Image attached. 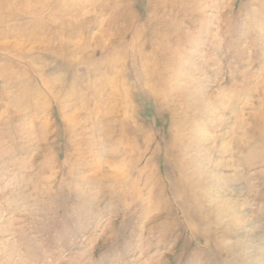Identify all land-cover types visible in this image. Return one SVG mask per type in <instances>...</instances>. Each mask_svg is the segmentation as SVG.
Returning <instances> with one entry per match:
<instances>
[{
  "label": "rangeland",
  "instance_id": "374dc122",
  "mask_svg": "<svg viewBox=\"0 0 264 264\" xmlns=\"http://www.w3.org/2000/svg\"><path fill=\"white\" fill-rule=\"evenodd\" d=\"M0 264H264V0H0Z\"/></svg>",
  "mask_w": 264,
  "mask_h": 264
}]
</instances>
